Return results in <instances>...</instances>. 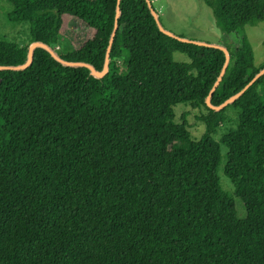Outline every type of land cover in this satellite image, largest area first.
Returning <instances> with one entry per match:
<instances>
[{
	"label": "trees",
	"instance_id": "1",
	"mask_svg": "<svg viewBox=\"0 0 264 264\" xmlns=\"http://www.w3.org/2000/svg\"><path fill=\"white\" fill-rule=\"evenodd\" d=\"M5 1L29 35H0V264H264V74L224 106L264 69L245 31L264 0H203L241 38L215 109L224 51L162 32L147 0ZM67 17L94 34L59 49Z\"/></svg>",
	"mask_w": 264,
	"mask_h": 264
},
{
	"label": "rangeland",
	"instance_id": "2",
	"mask_svg": "<svg viewBox=\"0 0 264 264\" xmlns=\"http://www.w3.org/2000/svg\"><path fill=\"white\" fill-rule=\"evenodd\" d=\"M160 23L163 28L169 31L173 36L196 42L206 43L214 46L226 45L237 47L240 45V36L237 33L222 36V32L215 20L213 12L203 0H152ZM7 1L0 0V35L7 34L10 39L24 44L28 40V25L12 27L6 23V15L10 11ZM246 35L250 41L254 56L255 65L264 64V20L257 25H248L245 27ZM65 40L60 41L59 49L70 47H78L85 40L90 39L94 30L80 23L79 21L65 18V25L62 29ZM176 61H188V58L182 54L175 53ZM177 120H181L183 113L187 115V121L190 126L189 130L194 140L199 139L205 130L204 123L197 120L198 110L190 105L179 104L175 108ZM188 113V114H187ZM237 112L229 109L231 119L221 125L215 139L220 141L222 134L236 127L235 116ZM222 161L219 167V176L222 186L229 193L233 194L234 189L231 181L226 177L223 166L226 160L227 149L221 145ZM236 208L239 217H244L246 212L243 203L236 198Z\"/></svg>",
	"mask_w": 264,
	"mask_h": 264
},
{
	"label": "water",
	"instance_id": "3",
	"mask_svg": "<svg viewBox=\"0 0 264 264\" xmlns=\"http://www.w3.org/2000/svg\"><path fill=\"white\" fill-rule=\"evenodd\" d=\"M120 1L121 0H118V4L120 3ZM148 1V3H149V5H150V7L152 8V13L154 14V16L157 18L158 17V15H157V13H156V10L151 6V0H147ZM119 15H120V11H119V9H118V11H117V17H116V23H115V27H114V31H113V34H112V40H113V38H114V36H115V34H116V32H117V29H118V17H119ZM158 24H159V27H160V30L162 31V32H164V33H166L167 35H170V36H173V34H171L169 31H167V30H165L164 28H163V26L158 22ZM182 40H184V41H188V40H185V39H182ZM198 44H201V45H209V46H214V45H210V44H206V43H198ZM36 46H44L43 44H41V43H33L31 46H30V52H29V60L27 61V63L24 65V66H21V67H26L30 62H31V56H32V51H33V49L36 47ZM214 47H218V48H220V49H222L223 51H224V53H225V55H226V62H225V65H224V67H223V69H222V72H221V74H220V76H219V78H218V80H217V82L215 83V85H214V87H213V89H212V91H211V93H210V95H209V97L207 98V104H208V106L210 107V108H213V109H215L216 107H214L211 103H210V97H211V95H212V93H213V91L216 89V87L219 85V83H220V81L222 80V76H223V74L225 73V71H226V67H227V65H228V63H229V60H230V53H229V51L225 48V47H223V46H214ZM94 72V74H95V76L96 77H102V76H104L107 72H108V67L106 66L105 68H104V70H103V72H101V73H99V72H95V71H93ZM264 74V69H262L247 85H246V87L244 88V89H242L238 94H236L235 96H233V97H231L228 101H226V103L224 104V106L225 105H227V104H229V103H231V102H233L237 97H239L256 79H258L260 76H262Z\"/></svg>",
	"mask_w": 264,
	"mask_h": 264
}]
</instances>
